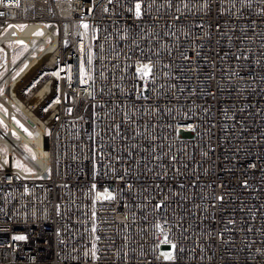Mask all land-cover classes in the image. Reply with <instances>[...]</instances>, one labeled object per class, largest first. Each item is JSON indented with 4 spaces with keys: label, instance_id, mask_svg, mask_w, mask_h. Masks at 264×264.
<instances>
[{
    "label": "built area",
    "instance_id": "2783aa9c",
    "mask_svg": "<svg viewBox=\"0 0 264 264\" xmlns=\"http://www.w3.org/2000/svg\"><path fill=\"white\" fill-rule=\"evenodd\" d=\"M136 2L0 0V264H264V0Z\"/></svg>",
    "mask_w": 264,
    "mask_h": 264
},
{
    "label": "bare ground",
    "instance_id": "6f19581e",
    "mask_svg": "<svg viewBox=\"0 0 264 264\" xmlns=\"http://www.w3.org/2000/svg\"><path fill=\"white\" fill-rule=\"evenodd\" d=\"M35 27V26H33ZM28 30V29H27ZM32 32H24L23 33V38L29 42V39L30 38H33L34 35L31 34ZM29 44H32V42H30ZM29 55V59H28V62L23 66V68H21L20 72H19V77L16 79L17 80V83L18 82H21L23 80H25L26 78H28L32 72H35L37 67H38V64L41 65V59L39 58H33L32 56V51H30L28 53ZM29 63V64H28ZM6 68V66H5ZM5 71V70H4ZM12 72H9L8 75H10ZM63 71H60L58 73V75H62ZM38 81V77H34L33 80L31 81L29 87H32L33 86V89L29 92V98L26 102H21L20 99H18V104L19 106L21 107V109L25 112V114H27L31 119H34V113L32 112V110L34 109V107L36 105H39V103L41 102L42 100V97H43V94H44V91L47 89V87L49 86L50 84V81H44L43 79L41 80V82H37ZM10 85H12L14 83L10 81ZM17 83L13 86V88H16V85ZM39 86L38 88H35V86ZM15 95V94H14ZM16 97V96H15ZM45 123L40 121V125L37 129L35 128H32L33 132L34 133H40V131H42L43 127H44ZM18 132L21 134L22 136V139L28 143H40L39 140L37 139H34V138H30V137H27L24 133H22L21 131L18 130ZM17 141V140H15ZM10 146H13L12 143H9ZM39 153H41L42 151H44L43 147L41 146L40 148V145L36 146L35 147Z\"/></svg>",
    "mask_w": 264,
    "mask_h": 264
},
{
    "label": "snow or ice",
    "instance_id": "6c2138e0",
    "mask_svg": "<svg viewBox=\"0 0 264 264\" xmlns=\"http://www.w3.org/2000/svg\"><path fill=\"white\" fill-rule=\"evenodd\" d=\"M108 3H112V0H108ZM142 3H143V0H137V2L134 5V13H135V16L137 18H140L141 15H142ZM169 3H170V0H169ZM206 3H207V0H206ZM185 6H187V5H185ZM105 11L107 12L108 9L105 8ZM177 19H179V17H177ZM17 27H22V26H17ZM81 27H83L84 29H87L88 25L82 23ZM37 34L42 35V33H37ZM19 43H22V42H19ZM88 63H91V56L88 57ZM153 67H154V65L151 62H148V63L138 62L137 66H136V73H137L138 77L141 80L154 79V77H153ZM83 73H84V69H83V67H81V74L83 75ZM54 75H55V73H54ZM84 82H86V81L84 79H81V83H84ZM68 111L70 113L71 109H69ZM17 124L25 132H28V130L24 129L23 125H20L18 121H17ZM28 135L31 136L32 134L29 132ZM33 159H35V156H33ZM4 163H7V160H5ZM16 167L24 168V166L22 164H20L19 162H17ZM24 170L28 171V172H31V169H26L25 168ZM129 187H131V185H129ZM93 188H95V185H93ZM95 199L96 200H108V201H111V200H114L115 197L113 196V194L110 191L105 189L103 192H97L96 195H95ZM219 199L222 200L223 197H220ZM157 207H159V206H157ZM156 227L158 229H160L161 225L157 224ZM92 231L95 232V228H93ZM13 239H15V240H23V239H25V237L24 236H15V237H13ZM97 239H99V238L97 237ZM163 243H170V241L168 240L166 235H165V238L163 240ZM171 247L173 249H175L176 245L175 244H171ZM90 253H91V256L93 258H95V245H93L92 249L90 250ZM85 255H89V253H85ZM160 255L165 260H173L174 259V255H173V253L171 251L170 252H163Z\"/></svg>",
    "mask_w": 264,
    "mask_h": 264
},
{
    "label": "rangeland",
    "instance_id": "374dc122",
    "mask_svg": "<svg viewBox=\"0 0 264 264\" xmlns=\"http://www.w3.org/2000/svg\"><path fill=\"white\" fill-rule=\"evenodd\" d=\"M8 47L9 48H19L18 47V45H15L14 43H10V44H8ZM5 66H6V60H5V56L3 55V54H0V74H2L3 72H4V70H5ZM14 124H15V126L16 127H18L21 131H23L24 133H25V135L27 136V137H30L29 135H28V133H26L21 127H19L18 126V124L14 121ZM23 149L25 150V152L28 154V155H30V156H32V154H31V152L26 148V147H24L23 146ZM27 149V150H26ZM17 162H19L20 164H22L23 166H24V168H20L21 170H23L24 172H28V171H25L24 169L26 168V169H29L27 166H26V164L24 163V162H22L17 156H14V165L16 166V164H17ZM172 252L173 254H174V249H161L160 250V253H163V252Z\"/></svg>",
    "mask_w": 264,
    "mask_h": 264
}]
</instances>
